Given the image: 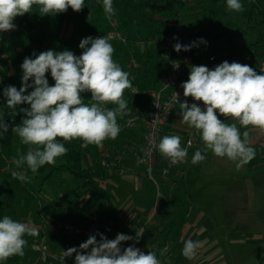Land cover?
<instances>
[{
  "label": "clouds",
  "instance_id": "1",
  "mask_svg": "<svg viewBox=\"0 0 264 264\" xmlns=\"http://www.w3.org/2000/svg\"><path fill=\"white\" fill-rule=\"evenodd\" d=\"M226 3L229 11H243L240 0H226ZM102 4L106 18L111 21L116 14L113 0H102ZM33 5L39 6L36 13L40 16H55L69 8L82 11L85 0H0V33L15 30V18L34 13ZM111 38L88 36L81 39L82 52L78 56L70 50H46L38 55L34 53V59L26 57L23 60L21 87L9 85L2 92L6 105L12 110L11 116L23 113L21 122L11 127L20 142L29 146L26 154L18 151V158L13 159L17 168L27 165L35 174L46 164L54 165L57 158L68 151L58 138L82 140L84 148L89 145L103 148L105 140L118 137L122 128L117 118H122L128 107L124 92L131 89L135 94L137 90L130 74L114 61ZM200 42L206 43L202 38ZM194 46H197L195 42L176 43L174 50L189 51ZM173 66L179 68V64ZM49 73L54 81L51 85ZM181 87L186 98L185 102H179L181 121L193 129L204 144L203 149L195 151L191 163L203 162L206 156L202 153L208 150L216 157H227L235 162L237 169L252 161L256 150L251 146L250 132L255 130L264 135V71L258 73L248 64L226 60L212 69L204 65L192 66L188 80ZM85 92L91 93L88 103L82 96ZM178 96L175 92L177 101ZM189 97L202 101L204 108L197 103L189 104ZM225 118L236 122L226 123ZM238 124L245 129L243 133ZM9 128L4 118H0V129L8 132ZM188 144L190 146L191 141ZM156 147L173 165L187 159L188 149L181 146L178 135L163 136ZM11 175L21 182L30 181L19 171H12ZM142 234L136 233L133 237L118 233L114 239L98 234L99 240L96 235H90L78 248L69 247L62 255L65 258L75 253V264H162L155 252L145 253L134 245L122 249V242H139ZM26 235L37 237L39 230L31 221L23 223L4 215L0 219V261L24 256L28 243ZM201 247V241L187 239L183 242L182 255L194 259ZM164 254L160 252V256Z\"/></svg>",
  "mask_w": 264,
  "mask_h": 264
},
{
  "label": "rangeland",
  "instance_id": "2",
  "mask_svg": "<svg viewBox=\"0 0 264 264\" xmlns=\"http://www.w3.org/2000/svg\"><path fill=\"white\" fill-rule=\"evenodd\" d=\"M178 5L182 6V10L185 12L181 28L187 30L189 23L198 24L202 17H205L203 10L194 8L193 3L187 0H178ZM217 16L222 20L223 27L217 30L215 27H206L203 41L194 46L195 54L197 51L203 52L201 59H208L211 54H215L220 57L224 53H230L233 48H237L241 44L242 36L234 37V42L229 48H226L227 35L230 30L227 28L226 23L230 20L239 23L244 26V22L240 15L235 11H229L227 6L220 5L216 7ZM232 14V19L229 14ZM55 16L44 15L40 16L38 13L34 17L33 27L26 28L21 23V17H16L14 23L16 25L15 30L0 33V107L3 104L4 99L2 92L3 89L9 85L15 86L18 89L21 87V82L18 81L17 73H21V64L27 57L26 50L28 47V39L26 33L30 37L39 36L44 39H52L53 47L55 51H62L67 47V41L69 37L64 34V30L61 32V28L54 25ZM199 25V24H198ZM76 33V49L74 53L78 54L82 52L79 48L81 39L91 36L96 38L95 35L84 25L75 24L73 26ZM162 24L159 21L145 22L140 27V32L143 36L151 33L152 30H160ZM25 29V32L22 31ZM61 33V36H60ZM175 33L171 31L159 32L156 37L160 40L167 39L172 41ZM217 36V37H216ZM246 41H255L256 34L248 33L244 36ZM138 40V39H137ZM118 48L114 45V49ZM133 53L138 52L137 48L132 47ZM131 50V51H132ZM189 52V51H188ZM198 52V53H199ZM122 55V51H120ZM136 57V56H135ZM130 53L127 56H122L121 61L117 62L123 69L128 64L129 59H134ZM114 59V57H113ZM137 59V58H136ZM206 59V60H207ZM256 59V58H255ZM258 59V58H257ZM260 62L262 59H258ZM139 64V60H135ZM238 62L237 60H233ZM232 61V62H233ZM217 61L208 62L206 65L209 69L217 66ZM261 71H264L262 66ZM140 72V70L138 71ZM32 89H29L31 91ZM21 107H28L27 105H21ZM8 108V106H7ZM9 120L11 127L18 125L22 118L23 113H19L13 117L11 116L12 110L9 109ZM18 111V109H17ZM187 125L180 121V125L174 128L170 134L178 135L181 137V146H183L186 138ZM202 140H194L192 144L187 148L188 155H194L195 151L203 149L204 144ZM29 146L20 142V138L17 134L12 132L11 144L3 149L0 158V219L4 215L10 216L12 219L27 223L29 221L38 228L41 232L39 224L41 221L47 222L48 228L46 231V239L55 247V242L63 245L68 244L67 236L62 235L58 229L52 228V222L61 223L59 219H62V215L72 216L76 212L80 200L84 198L79 192L75 191L74 196H69L74 187L78 184L74 181L68 173L61 172L60 176H53L42 186L40 191H32L25 182H21L18 179H14L11 175L12 171H19L26 174L31 182L36 184V179H33V173L24 170L25 166L17 168L13 163L14 158H18V151L21 154H26ZM204 155H212V151L208 150L203 152ZM93 154H88L84 158V164L86 166L93 165ZM231 162L228 158H206L203 162L195 165L191 164L192 169L212 167L217 173H224L226 171V163ZM188 166V167H189ZM181 167L183 165L181 164ZM217 169V171H216ZM244 176L241 174L242 177ZM59 177L61 179H59ZM154 177L156 173L154 172ZM127 182H116L117 187L107 184V180H101V186L103 190L107 192V189L112 188L114 191L109 192L108 196L112 199L113 204L109 206V211L113 215L111 221L116 229L123 227V222H130L135 224L137 216L134 214H143L148 212L151 206H154L157 198V189L151 178H146V184L143 187V191H140L137 186L133 185V180L125 178ZM156 179V178H155ZM243 179V178H242ZM158 180V179H157ZM113 181V180H112ZM159 181V180H158ZM38 189V187H36ZM67 193V196H65ZM211 199L206 200L202 192H194L190 198V203L193 207L190 220L196 219V217L203 212L202 226L207 229L205 235L201 236L199 241L202 242V247L198 250L194 259H186L181 257L182 264H212V263H227V264H264V184L256 185L247 184L241 185L239 191L238 202H234L235 206L232 208L231 202L226 201V191L221 189L217 192H211ZM101 209H106V206H101L94 211L98 216L108 218L107 214H101ZM205 211V212H204ZM168 213H173L170 211ZM77 214V213H76ZM163 210L160 206L151 220L154 227H158L162 217ZM84 214H81V219ZM134 215V216H133ZM148 216L140 218L141 222H145ZM137 222V221H136ZM165 224V221L162 223ZM27 242L29 238L34 239L32 236L24 237ZM53 238V239H50ZM50 239V240H49ZM46 240V241H47ZM195 241V239H193ZM183 247L182 244H178L177 255ZM207 248H209L207 250ZM25 255L23 257L13 256L6 261H0V264H38L39 258L36 253L31 250L30 245L24 249Z\"/></svg>",
  "mask_w": 264,
  "mask_h": 264
},
{
  "label": "trees",
  "instance_id": "3",
  "mask_svg": "<svg viewBox=\"0 0 264 264\" xmlns=\"http://www.w3.org/2000/svg\"><path fill=\"white\" fill-rule=\"evenodd\" d=\"M177 1L178 0H113V6L116 10V14L112 20L109 21L106 18L102 0H85V7L82 11L75 12L69 8L65 13L55 15L54 25L61 28L66 23L72 24L73 26L80 23L88 28L96 38L106 36V34L112 29H117L122 32L125 37L124 40H110L113 48L114 45L118 46L116 50L114 49L113 57L114 60L118 62L122 60V56H127V53H130L134 57L136 56L134 59H129L127 66L123 67V70L130 74L129 78L132 85L138 89V93L136 94L131 92V89H126L124 92V99L127 100L128 107L136 105L143 107L148 105L146 91L156 89L162 83V80L169 68L163 53L158 51L156 45L154 43H150L149 41L154 40L156 43L169 42L167 39L160 40L156 37V35L163 30L175 33L170 43L189 45L195 42L198 44L201 41V38L203 39L206 30L204 23H207L208 26L217 28V30H220L223 27L221 24L222 20L217 16L215 9L220 5L227 6L226 0H187L193 3L194 8L196 7L203 10L205 14V17H202L198 23L199 25L189 23L187 30H183L181 28V22L185 12L182 10V6L178 5ZM240 2L243 5V11L235 12L240 15L244 22V26H241L239 23L229 19L226 26L230 30V33L226 36L228 43L225 46L226 48H229L230 45L235 43L233 37L234 34L235 37L242 36L241 44L237 48H233L230 53H224L223 57L216 58L214 55V59H209V61H220L222 63L226 60L231 63L233 60L246 61L250 57L264 59V0H240ZM38 8V5H33L34 13L25 14L21 17V23H23L26 28L33 27L34 17L37 14L36 11ZM229 16L232 19L231 13ZM156 21L161 22L162 28L160 30H152L151 33L143 36L140 32V27L145 22L152 23ZM22 31L25 32V29H22ZM252 32L256 34V40L246 41L244 36ZM26 37L28 39V47L26 50L27 57H32L34 59V53L38 55L42 51L54 50V42L52 40L48 41L47 39L39 36L30 37L27 33ZM76 46V33L73 30L67 41V47L64 50L75 52L74 49L77 51ZM132 47L137 48L138 52L136 54L133 53L134 51L132 50ZM120 51H122V55L119 53ZM193 51L194 47L187 52L192 54ZM182 52L183 54L187 53L183 50ZM76 55L78 56L80 53ZM130 60H139L138 67L134 68L129 66ZM139 70L140 72H138ZM17 77L18 81L21 82L22 72L17 73ZM47 77L49 84H54L50 73L47 74ZM82 96L85 103H88V100L91 99V93L89 92L82 93ZM4 102L5 101H3V104L0 107V118H4L5 122L10 125V128L8 132H3V130L0 129V158L3 149L8 147L12 141L9 110L7 106H5ZM108 107L114 106L108 105ZM117 120L118 123L122 122L121 117H118ZM137 125L138 124L133 127L120 125L122 128L120 134L128 135L132 133ZM58 140L64 143L65 147L68 149L67 153L58 157L54 165L46 164L38 169V171L33 174V179H36V184L29 181L25 182L26 185H28L32 191H40L42 190L44 183L53 176H60L61 172H66L74 181L78 182L69 196H74L75 191H77L81 196L88 195L89 197L85 204L81 207H76L77 214H73L68 218L62 215V217H60L62 219H59V221L77 222L81 219V214L98 209L101 206H106L105 210L101 209V214H107L108 211V218L106 219L99 216L100 219L111 220L110 218L113 217L109 211L111 202L100 186V180L105 176L106 172V170L100 165V153L103 150H106L110 155L114 154V152H110L111 150L108 147L106 148L107 142L110 143L113 140H105L103 142V148H98L95 145H89L86 148L81 147L83 141L79 139L63 141L58 138ZM126 151L131 155L130 147L123 148L121 152L125 154ZM88 154H93V165L91 166H86L84 164V158ZM160 160L161 156H158L155 161L156 169L161 166ZM249 164L252 166V161H250ZM24 170L31 172L27 169V165ZM59 179L61 178L59 177ZM161 180L162 181L159 180L158 182L160 186V194L165 199L163 205L164 214L158 224V227L150 225L147 228V233L149 236H152L153 233L156 232L158 239L162 238L163 240L170 242V240H174L180 232V228L182 227L184 219L188 213L189 203L187 199L180 197L177 185H173V188H171L170 192H168L164 187L165 179ZM36 187H38V189H36ZM65 196H67V193ZM170 211H173V213H168ZM163 221H165L164 225L162 224ZM52 223V228L57 229L56 226L58 223L55 221ZM67 240L77 242L76 239H72L69 236H67ZM32 241V238L28 239L30 247ZM47 243L52 246L48 240ZM177 262L178 259L175 258V264Z\"/></svg>",
  "mask_w": 264,
  "mask_h": 264
},
{
  "label": "built area",
  "instance_id": "4",
  "mask_svg": "<svg viewBox=\"0 0 264 264\" xmlns=\"http://www.w3.org/2000/svg\"><path fill=\"white\" fill-rule=\"evenodd\" d=\"M106 36H111V39L124 40L125 37L117 29L110 30ZM150 43H154L158 51L162 52L165 60L167 61L169 68L165 74L162 83L156 88L146 91L148 97V105L146 106H133L127 107L125 115L122 117V122L119 125L125 127H133L143 121L144 132L142 141L139 144H135L130 147L131 157L137 166L143 168L144 176L151 178L157 188L158 195L160 196V186L158 181L154 179L155 161L158 156H162L158 151L156 145L159 144L163 137V129L168 123L169 116L173 110L179 105V102L183 100V88L181 84L188 80L185 76V66L183 63L184 54L182 50L177 52L174 50V43L170 42H155L150 40ZM214 59V56L209 58ZM179 64V68H174L173 65ZM129 66L137 68L138 63L134 60H130ZM167 85V86H166ZM138 93V89L133 86ZM132 92V91H131ZM175 92L179 93L178 101L175 98ZM136 94V93H135ZM201 108H204L203 102H198ZM199 135L194 133V130L189 128L186 131L185 142L182 147L188 148V141L191 144L196 140ZM165 160L164 166L159 170V174L162 179H166L168 171L171 167L176 166L170 163L168 159L162 156ZM124 154L122 152L110 155L106 150L100 153V165L107 171H117L120 174L126 173L127 169L123 165ZM184 162L180 163L183 164ZM179 165V164H178ZM134 176L135 172L130 171ZM88 195H85L79 202V207L86 203ZM138 222V221H137ZM48 223L41 221L39 224L40 234L35 237L31 243V250L38 255V264H75V253L71 257H63L62 253L69 247H79L82 242H85L90 235H96L97 240L103 234L108 239H114L118 233H123L135 237L136 233H143L139 238V242L136 240L122 242V249L130 245L140 248L142 251L147 253L148 251L155 252L158 259L161 260L162 264H175V253L172 245L169 241H165L162 238L158 239L156 232L152 236L147 233V228L153 225L151 216L146 218L143 223H137L134 227L129 225L124 228L122 232L115 231V227L111 220H101L97 213L92 210L86 212L83 218L77 222L64 221L58 223L56 228L64 236H69L72 239H76L77 242L69 241L68 244L63 245L62 243L53 247L50 246L46 241V229ZM132 229L133 234H128ZM78 243V244H77ZM35 245V247H33ZM166 250V251H165ZM164 251L165 254L160 256V252Z\"/></svg>",
  "mask_w": 264,
  "mask_h": 264
},
{
  "label": "crops",
  "instance_id": "5",
  "mask_svg": "<svg viewBox=\"0 0 264 264\" xmlns=\"http://www.w3.org/2000/svg\"><path fill=\"white\" fill-rule=\"evenodd\" d=\"M62 30H64V34H66L67 37H70L74 28L72 24L66 23L61 27V32ZM60 36H61V33H60ZM49 40H52V39H48V41ZM194 52L195 50L192 52V54H189L188 52L184 53L183 63L185 66V76L186 77H189L190 68L192 66H199V65L206 66L208 62H212V61H209V58L215 55V54H211V56H209L208 59L206 58L207 60L206 59L203 60L201 59L203 52L197 51L196 54ZM223 55L224 54H222L220 57H223ZM237 61L241 64H248L250 67L254 68L258 73L261 71L262 66H264V59H262V61L260 62L258 59L250 57L246 61H240V60H237ZM217 63L219 65L221 62L217 61ZM185 99L186 98H183L181 102H185ZM187 102L189 104L191 103L198 104V102L195 101L191 97L187 98ZM179 113H180V107L178 105L169 116L168 123L163 129V136L171 135L170 132L174 128L180 125V121L182 117ZM217 115H218V118H220L221 120L224 119V117L219 116V114ZM225 122L234 123L236 121H234L232 118H225ZM238 127L240 128L241 133L245 131V129L239 126V124H238ZM143 132H144V125H143V121L141 120L139 121L137 127L133 130L132 133L128 135H125V134L123 135L119 133L118 137L115 140H113L110 143L107 142L106 148L108 147L111 150L110 152L111 153L114 152V154L121 152L123 148L125 147H132L134 144H139L142 140ZM197 139L201 140L200 136ZM249 139L251 142V146L254 147L256 150V156L252 160V163H253L252 166L248 163L244 167L237 169L235 162L231 161L229 163H226L227 169L224 173H217L212 167L192 169L190 166L192 164L191 159L193 155L191 154V156L189 155L187 156L186 161H184V163L182 164L183 167H181V164H179L169 169L167 178L165 179V181L163 180L165 182L164 187L166 188L168 192H170L171 188H173L172 186L177 185L180 197H182L183 199H187L189 203L188 213L184 219L182 227L180 228L179 234L174 238V240H170V243L175 253V257L176 259H178V262L176 264H182L181 257L183 256L182 249L177 255L178 244H182L187 239H192V240L195 239V241L201 240L202 238L200 239V237L205 235V232H207V229L202 226V217L204 215L203 212H201L196 217V219L190 220V215L193 209L190 203L191 202L190 198L192 194H194V192H197V191L202 192L204 198L208 200V199H211L209 198L211 192H217L223 189L226 191V198H225L226 201L229 203L231 202L230 207L233 208L235 206L234 202L235 201L238 202L239 191L241 190V185L245 186L246 182L247 184L251 183L253 185L255 184L257 185L258 183L260 185L264 184V135L260 134L259 131L254 130L250 132ZM205 156L206 158L210 157V159H212V156L213 158H219V157H216L213 153L212 155L208 154ZM225 158L227 157H224V159ZM164 161L165 160H163L161 156V160H160L161 166L155 169L154 171L156 173V177H154V179L156 178L155 179L156 181L158 180L162 181L161 180L162 178H160L161 176L159 174V170L162 166H164L165 164ZM123 165L127 169L126 173L120 174L117 171H107L106 170L105 176L101 180L105 179L107 180V184H110V185L114 184V186L117 187V184H115L114 181L127 182L125 178H130L133 180L132 182L133 185L136 184L135 186H137L140 191H143L144 189L143 187L145 186L146 180H147L146 178L148 177L144 176L143 168L140 166H137L134 163L131 155L127 151L124 154ZM130 171L132 172L134 171L136 176H134ZM241 174H243L244 176L239 177L241 176ZM101 180H100V186H101ZM108 190L109 192L114 191L112 188L107 189V192L104 189V192L107 196H108ZM157 198L158 200L156 199L154 206H151L148 212H144L142 215L134 214L135 216L138 217L136 220L138 222L135 221L134 225H132L130 222H123V227L119 229L115 228V231L122 232L124 228L128 227V225L130 228V226L134 227L137 223H142L140 218L143 216H151V220H152L160 206L162 207V210H163V205L165 202L164 197L162 195L160 196L158 195V191H157ZM109 200L111 204H113V201L110 197H109ZM78 207L79 205L77 206V208ZM76 213H77V210L75 214ZM131 230L132 229H130L128 234H133ZM57 245H58V242H55V246ZM208 249L209 248H207V250ZM212 264H215V263H212ZM216 264H227V263H216Z\"/></svg>",
  "mask_w": 264,
  "mask_h": 264
}]
</instances>
